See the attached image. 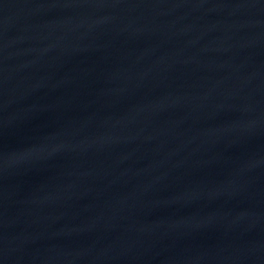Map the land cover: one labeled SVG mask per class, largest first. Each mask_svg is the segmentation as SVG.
<instances>
[{"label":"water","instance_id":"obj_1","mask_svg":"<svg viewBox=\"0 0 264 264\" xmlns=\"http://www.w3.org/2000/svg\"><path fill=\"white\" fill-rule=\"evenodd\" d=\"M0 264H264V0H0Z\"/></svg>","mask_w":264,"mask_h":264}]
</instances>
